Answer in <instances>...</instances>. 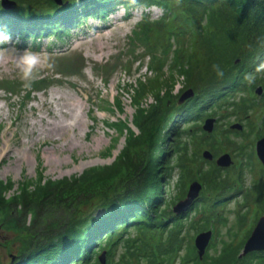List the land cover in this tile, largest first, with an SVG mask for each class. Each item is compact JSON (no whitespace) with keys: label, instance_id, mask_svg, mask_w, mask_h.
<instances>
[{"label":"trees","instance_id":"16d2710c","mask_svg":"<svg viewBox=\"0 0 264 264\" xmlns=\"http://www.w3.org/2000/svg\"><path fill=\"white\" fill-rule=\"evenodd\" d=\"M61 1L0 0V28L25 42L55 29L63 37L88 17L106 19L119 5L156 4L165 14L151 18L145 12L129 36V45L144 46L148 68L156 74L126 81L138 131L127 118L104 120L118 133L108 151L120 134L126 135L112 162L60 178L40 173L20 180L13 193L9 191L15 181L0 178V225L9 231L0 237V246L15 247L11 262L4 263L0 254V264H93L103 251L106 264H240L243 240H223L220 250H207L201 258L191 236L184 233L185 217L193 207L219 204L223 192L200 195L185 212H176L173 204L193 179L203 182V192L231 189L227 167L214 160L205 166L200 146L216 154L231 152L243 169L254 167V159L261 162L248 132L231 128V117L247 118L255 139L264 135V93L256 92L257 85H264V0ZM171 20L168 43L152 44V30L167 28ZM122 63L121 69L130 72L132 61ZM47 82L36 80L40 87ZM178 82L182 87L175 92ZM188 87L195 94L178 103L179 92ZM114 108L123 111L119 97ZM213 115L217 125L209 134L202 118ZM224 117L227 120L220 124ZM176 169L179 175L174 179ZM258 183L255 202L264 211V180ZM99 208L103 211L97 215ZM208 217L188 221L199 231L209 226Z\"/></svg>","mask_w":264,"mask_h":264},{"label":"rangeland","instance_id":"374dc122","mask_svg":"<svg viewBox=\"0 0 264 264\" xmlns=\"http://www.w3.org/2000/svg\"><path fill=\"white\" fill-rule=\"evenodd\" d=\"M127 6L119 5V8L106 19L96 16L88 17L85 22L81 21L63 37L58 36L59 33H56L57 29H55L36 37V41L33 39L25 42L19 34L14 33L11 36L13 39L19 37L18 45L12 47L0 44V178L4 180L11 178L15 181L10 193L15 191L20 180L36 178L40 173L47 177L60 178L80 173L92 165L112 162L124 146L126 135L120 134L111 150L108 151V147L118 133L107 126L104 120L127 118L129 124L138 131L133 120L135 109L132 98L126 92L129 86L126 81H135L139 75H142L144 79L145 76H154L156 72L148 68L150 57L145 53L144 46H141L140 42L137 43V48L129 45V36L137 24L143 21L145 12H149L151 18H158L162 13L165 14V11L156 4L140 3ZM173 24L171 20L167 28L152 30L151 43L166 45L169 40V28L173 27ZM178 38L183 37L178 36ZM172 41L177 44L176 38ZM17 48L40 53L47 57L49 62L54 63L53 70L43 69L36 79L44 78L48 81L43 87L37 85L36 81L31 88L24 87L22 74L16 64ZM126 60L132 61L130 72L121 69L122 62ZM106 66H109L107 70L104 69ZM6 80H17L20 84L13 86ZM259 86H262L260 93L257 92ZM181 87L182 83L178 82L174 91L178 92ZM188 88L179 92L178 103H180L181 94ZM256 92L259 95L263 94L264 85H257ZM153 94L149 93L148 101L154 99ZM117 97L122 102L123 111L114 108ZM197 113H200V110ZM206 118H202V127ZM231 118L243 124L242 129L231 128L246 130L255 149L257 139L254 138L255 133L251 131V126L247 125L248 119L236 120L234 115ZM226 120L227 117H224L220 124L225 123ZM189 123L185 122L183 125ZM204 130L212 134L215 128L210 131ZM231 133L236 139L241 140L243 137L238 136L236 132ZM167 146L168 144L165 145ZM199 149L203 158L200 161L205 166L214 161L217 164L216 158L226 152L224 150L216 154L212 150L214 158L210 159L203 155V151L208 147L200 146ZM254 160V167L250 169L244 166L243 169L240 160H236L233 155L230 165L225 166L231 184V189L228 191L218 189L203 192V188L201 189L194 203L200 195L208 194V192L212 194L223 192L221 199L224 201L214 205L204 203L203 206L193 207L190 215L185 217L187 225L184 233L191 236V243L195 242L198 233L209 228L213 231L207 246L210 253L220 250L223 240L238 244L245 238L255 209L258 207L261 208L260 213L263 211V207L256 204L255 195L258 182L261 179L264 180L262 171L264 164L262 161ZM178 172L179 170L176 169L174 179L178 178ZM240 173L243 179L240 178ZM193 180L187 181L185 185L187 190ZM186 194L177 201L184 198ZM243 202H245L244 205H242ZM191 205L181 212L187 211ZM102 211L103 209L99 208L96 214ZM241 214L245 215L244 219H241ZM208 215L207 228L199 231L191 228L189 218L192 217L200 222ZM222 218H225L226 222H221ZM245 220L248 222L245 223ZM187 229L190 230L187 232ZM234 232L235 235H233ZM8 234L9 231L0 227L1 239ZM11 253H15V247L11 244L0 246L4 263L11 262Z\"/></svg>","mask_w":264,"mask_h":264},{"label":"water","instance_id":"95a60500","mask_svg":"<svg viewBox=\"0 0 264 264\" xmlns=\"http://www.w3.org/2000/svg\"><path fill=\"white\" fill-rule=\"evenodd\" d=\"M57 1L59 3L61 2V0H57ZM261 91H262V86H259L257 88V92L260 93ZM194 94H195L194 89L192 87H189L186 91H184L181 94L179 102L180 103L184 102L187 98L192 97ZM215 121H216V117L208 116L205 119L203 128L208 131L214 129ZM231 127L242 129L243 124L240 121H236V122L231 123ZM256 150H257L258 156L260 157L261 161L264 164V136H261L260 138H258L256 142ZM203 155L210 159L213 158V153L209 149H205L203 152ZM231 156L232 155L229 152L222 153L217 158V163L221 166H228L232 162ZM202 186L203 184L198 179L193 180L189 185L186 196L177 201L176 205L174 206V210L176 212H181L182 210L189 207V205L193 203L194 199L200 193ZM211 236H212V229H208L206 231L200 232L196 236L195 245L197 247L199 256L201 258L206 252L207 246L210 243ZM253 249H264V214L259 217L257 224L255 225L251 235L247 238L244 244L243 253H247L248 251H251ZM106 262H107L106 261V251H103L100 255V261L93 263V264H106ZM159 264H162V263H159Z\"/></svg>","mask_w":264,"mask_h":264},{"label":"clouds","instance_id":"9594fccd","mask_svg":"<svg viewBox=\"0 0 264 264\" xmlns=\"http://www.w3.org/2000/svg\"><path fill=\"white\" fill-rule=\"evenodd\" d=\"M19 42V37L13 39L10 33L0 28V44L15 47ZM16 64L22 74L21 79L24 81L25 88L32 87L43 69L53 70L55 67L54 63L49 62L47 57L42 56V54L30 49L21 50L19 48L16 49ZM218 75H223V73L218 72Z\"/></svg>","mask_w":264,"mask_h":264},{"label":"flooded vegetation","instance_id":"af4514ba","mask_svg":"<svg viewBox=\"0 0 264 264\" xmlns=\"http://www.w3.org/2000/svg\"><path fill=\"white\" fill-rule=\"evenodd\" d=\"M260 210H261V208H258V207H257V209H255L254 216H253L251 222L249 223V228L245 233V236H244L245 238L243 239L244 243L242 246V251L239 254L241 259H242L240 264H247L248 262H249V264H264V249H253L251 251H248L247 253H243L244 244H245L247 238L251 235L255 225L257 224L259 217L264 214V211H262L260 213ZM245 211H247V210L245 209ZM240 212H243V211L240 210ZM249 212H251V211H249ZM241 216H244V215L241 214ZM244 222L246 223L248 221L245 220ZM241 253H243V254H241Z\"/></svg>","mask_w":264,"mask_h":264}]
</instances>
